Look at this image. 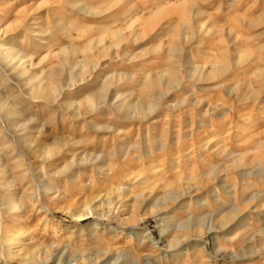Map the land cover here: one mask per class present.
Instances as JSON below:
<instances>
[{"label": "rangeland", "instance_id": "rangeland-1", "mask_svg": "<svg viewBox=\"0 0 264 264\" xmlns=\"http://www.w3.org/2000/svg\"><path fill=\"white\" fill-rule=\"evenodd\" d=\"M0 215V264H264V0H0Z\"/></svg>", "mask_w": 264, "mask_h": 264}, {"label": "bare ground", "instance_id": "bare-ground-1", "mask_svg": "<svg viewBox=\"0 0 264 264\" xmlns=\"http://www.w3.org/2000/svg\"><path fill=\"white\" fill-rule=\"evenodd\" d=\"M100 101V99L99 100H90V104H91V106H94L95 104H97L98 102ZM152 108H149L148 109V111L149 112H152ZM136 116V115H135ZM95 160V159H94ZM93 162V161H92ZM80 184V183H79ZM114 192V191H113ZM183 197V196H182ZM97 200V199H96ZM95 201V200H94ZM166 202H163V204H165ZM92 200L91 201H89V202H85L84 203V205H85V210L83 211V213H81V214H74V213H71V215L70 216H72V217H74L75 219H77V220H83L84 218H88L89 216H97V214H94V212H93V209H92ZM156 208H158V206L156 207ZM158 210V209H157ZM156 210V211H157ZM235 211H236V209H235ZM159 212V211H158ZM113 214V213H112ZM116 214H117V212H116ZM104 215V214H103ZM115 215V214H114ZM109 216V215H108ZM111 218H112V216H111ZM120 218V217H119ZM108 219V218H107ZM3 221V217L0 215V228H1V222ZM205 225V227H207V230H208V232L209 233H211V232H213L214 230H215V228H216V223H214V219H207L206 220V222L204 223ZM224 227H226V225L224 226ZM223 227V228H224ZM223 228H220V229H223ZM163 232H162V235H165V234H167V232L166 231H164V230H162ZM188 237H186V238H182L181 240L180 239H177V241H176V244L175 245H172V246H170V248L171 249H175V248H177V247H179L180 245H181V243H183V241L184 240H188L187 239ZM7 241V240H6ZM175 243V242H174ZM108 253V252H107ZM105 256V255H104ZM232 256V255H231ZM125 257V256H124ZM128 258V257H127ZM89 260H91V258H88ZM87 259V260H88ZM126 259V258H125ZM233 259H236V258H233ZM93 261V259L91 260V262ZM91 262H88V264H90ZM93 263V262H92ZM69 264H76L75 263V261H73V262H70ZM235 264V263H234Z\"/></svg>", "mask_w": 264, "mask_h": 264}]
</instances>
